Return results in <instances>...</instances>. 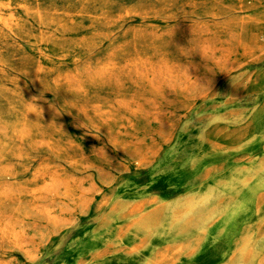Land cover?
<instances>
[{"label":"bare ground","instance_id":"bare-ground-1","mask_svg":"<svg viewBox=\"0 0 264 264\" xmlns=\"http://www.w3.org/2000/svg\"><path fill=\"white\" fill-rule=\"evenodd\" d=\"M237 1L233 7L236 11H249L252 15L231 19L229 26H236L234 30L219 26H208L207 31L201 25L185 27L176 15H168L165 23H175L172 30H164L159 26L150 27V31L128 28L123 36L127 38L131 35L133 42L122 48L116 47L110 38L108 56L98 61L97 74L95 78H88L89 81L95 87L106 82L121 89L123 85L114 83L118 78L128 81L136 75L134 82L139 91H147L152 99L147 103L122 97L118 108L105 110L100 107L101 104H97L94 112L77 114L95 124L102 133L108 134L111 143L128 155L126 163L115 165L106 147H94L87 156L58 141H44L46 128L52 125L51 113L36 110L29 100L23 102L22 116L10 126L11 132L4 135L7 141L0 154V264H13L14 251L24 254L32 262L40 257L43 246L35 245L28 237L29 229L39 231L37 224H32L30 219L41 221L48 232L59 233L73 226L77 213H89L95 192L101 191L95 182L87 186L90 176L85 174L92 170L111 187L107 196L98 200L96 209L100 212L108 207L114 210L115 216L127 220L118 223L113 236L114 239L123 240L127 247L118 256L119 260L127 264H193L213 241L228 237L231 245L223 259L215 264H264V154L257 156L254 149L258 146L257 142L264 141V65L257 66L254 74L243 82L228 80L227 91L233 100L240 99L236 103H241L235 105L229 115L224 105L214 103L220 93L217 88L219 77L215 76L212 66L203 64L208 58L205 56L208 44L218 41L221 42L223 55L214 59V64L221 69L224 77L240 69L244 63L254 64L264 60V27L257 30L264 25L262 0ZM19 4L27 13L41 18V9L33 7L29 0H20ZM218 4L214 6L219 7ZM106 5L103 4V7ZM3 6L0 0V36H3L2 27L13 30V20L1 13ZM88 6L91 5L87 4L85 8ZM224 12L220 9L212 12V16ZM63 14L67 22L52 18V22L62 29H67L69 22L84 15ZM139 14L143 22L150 21L143 12ZM104 17L98 20L109 24L108 13ZM250 23L255 24V29L248 33L244 29ZM117 29L124 28L118 26ZM45 46L48 48V54H44L47 63L68 59L77 64L80 59L78 54H61L55 46L50 47L47 43ZM168 48L175 49L177 55H169ZM152 51L157 55H153ZM188 52L197 54L202 58L201 61L194 63L193 59L187 57ZM120 57L125 59L124 68H120L117 61ZM21 72L30 77L37 88L42 87V67H37L33 72ZM55 73L56 95L60 96L63 85L68 86L75 97L88 95L87 87L83 79L79 80V75L76 77L60 70ZM243 83L247 85L241 92ZM173 94L190 100L192 106L197 101L200 107H211L212 111L206 114L204 124L199 126L201 130L192 126L189 120L194 118V112L186 117L185 122L182 121L179 131L177 126H171L164 119V106L170 103ZM135 105H138L136 109ZM121 110L143 123L158 122L163 129L160 132L162 141H128L120 132H115L113 129L129 130L134 127L127 118L124 119ZM232 121L240 127L232 129ZM181 131L188 137H197L203 143L210 142L208 151L204 145H199L200 154L190 155L187 164L182 165L186 174L200 168L195 174L198 175V189L184 192L179 182L173 180L174 177H168L170 173H176L169 170L166 173L159 172L157 178L143 182L141 190L132 192L136 194V199L128 200L131 194L126 191L122 194L118 188L121 184L117 186L118 174L125 179L131 173V165L136 170H144L163 163L165 147H171V150L179 148ZM0 136H3L1 131ZM9 143L19 144L13 155L20 159H31L25 143L32 149L45 143L55 154L61 155L72 169L85 176L78 178L48 162H43L35 169L27 166L18 171L8 159ZM228 148L234 152L245 151L246 154L239 156L233 165L219 162ZM153 172H158V169ZM156 187L161 192L151 194V189ZM113 219L112 215L104 213L100 231H87L80 235L83 237L75 242L74 247L77 254L75 264H88L92 259H100L108 251L112 245L108 233ZM88 236H91L90 239H83Z\"/></svg>","mask_w":264,"mask_h":264},{"label":"rangeland","instance_id":"rangeland-1","mask_svg":"<svg viewBox=\"0 0 264 264\" xmlns=\"http://www.w3.org/2000/svg\"><path fill=\"white\" fill-rule=\"evenodd\" d=\"M19 1L1 0L4 4L1 13L13 20V30L2 27L3 36H0V131L3 136L11 132L10 126L22 116L21 114L24 110L23 102L29 100L36 107V110H44L51 113L52 125L46 128V134L43 135L44 141L49 139L58 141L61 145L70 149H77L87 156L94 147H106L112 155V161L115 165L126 163L128 155L111 143L108 134L99 131L95 124L89 123L80 117L77 112H80L81 115L94 112V109H97V104H101L100 107L105 110L118 108V102L122 97L148 103L152 96L147 91H139L137 83L134 82L137 78L136 75H133V80L128 81L118 78L114 83L123 85L121 89H116L114 85L106 82H102L101 84L103 85L95 87L89 81L88 78H95L97 74L98 61L108 56L110 38H112L116 47L122 48L133 42L131 35L127 38L123 36V33L128 28L138 31H150V27L159 26L164 30H172L175 23L170 25L165 23V17L168 15H176L180 24L185 27L201 25L204 27V31L208 30V26L231 29L232 27L229 26L231 19H242L252 15L249 11H236L233 7L237 5V0H29L33 7L41 9V18H37L27 13L19 4ZM261 2V6H264V0ZM216 3H219V7L214 6ZM87 4L91 6L85 8ZM103 4H107L105 8ZM220 9L225 12L221 15L212 16V12H218ZM64 12L73 15L84 13V15L77 17L74 22H69L67 29H62L52 22V18L67 22ZM139 12H143L151 22H143ZM106 13H108L109 24L98 20L102 16L105 18L104 15ZM118 26H123L124 29H117ZM262 27L264 25L257 28V30L263 29ZM232 29H236V26ZM253 29H255V24L250 23L244 30L249 33ZM41 40L43 41L41 42ZM46 43L50 47L55 46L61 54H78L80 57L78 63L74 64L68 59L56 60L55 63L45 62L44 54H48ZM220 44V41L208 44L209 47L205 53L208 58L205 60L207 62L203 64L212 66L215 76L219 77L217 88L220 89V93L214 103L219 106L224 105L225 112L231 115L233 107L241 103H236L240 99L233 100L231 93L227 91L228 80L232 81L234 79L235 81L240 80L243 82V80L254 74L257 66L264 65V60L254 64L244 63L240 69L232 72L228 77H224L221 69L214 64V59H219L223 55ZM152 53L155 56L157 55L154 51ZM168 54L177 55V51L173 48H168ZM187 57L190 60L193 59L194 63L202 59L197 54L194 55L189 52ZM234 60L235 57L233 58ZM117 61L120 68L126 66L124 57L118 58ZM37 67H42L44 70L41 88H37L33 80L21 72V70L33 72ZM57 70L63 73H72L76 77L79 75V80L83 79L85 87H87L88 95L81 94L79 97H75L66 85H63L62 89H60V96L56 95L54 89L56 86L55 71ZM246 85L244 83L241 85V92ZM211 103L210 106L212 105ZM199 104L200 102L195 101L192 106L190 100L173 94L172 98H170V103L164 106V119L171 126H177V131H179L182 121L184 120L185 122L186 117L194 112V118H189V120L192 121V126L198 128L204 124L207 118L206 114L212 111L211 107H200ZM137 107L138 105L134 106L135 109ZM121 115L124 119L127 118V121L131 122L134 127L129 130L125 128L113 130L120 132L128 141L133 139L144 140L147 143H151L152 140L162 141L160 132L163 129L158 122L143 123L125 110H121ZM230 125L232 129L240 127L233 121ZM201 128L199 127L200 130ZM3 136H0V154L5 141H7L5 136ZM179 136L182 139L179 148L171 150V147H165L163 151L165 161L160 165L149 166L144 170H136L131 165V173L127 174L125 179H122L120 174H118L117 186L121 184L118 188L122 191V194L125 191L131 194L130 198H127L128 200L133 201L136 199L134 196L136 194H132V192L141 190L143 182L153 180L157 178L156 176L159 172L166 173L169 170H174L176 172L174 174H180L173 180L179 182L178 185L184 192L198 188L199 185L196 179L198 175L184 173L182 165L185 166L187 164V157L191 155L188 145H197L199 139L194 136L188 137L182 131ZM189 138H196V140L185 141L189 140ZM207 144L210 147V142L207 141ZM25 145L30 150L31 159L14 157L13 152L18 148L19 144L9 143L10 158L8 159L16 170L21 171L27 166L35 169L43 162H48L52 166L73 173L78 178L89 175L90 179L87 186L95 182L97 188L101 191L95 192V199L89 213H77L74 217L73 226L59 233H53L50 230L48 232V229L41 221L39 222L34 218L30 219L31 223L37 224L39 231L29 229L28 237L33 240L35 245L41 244L43 252L35 262H32L24 254L14 251L13 264H75L77 260V254L74 252L75 242L79 241L83 237L80 235L87 231L93 233L100 231V221L104 213L112 215V218H114L109 226L108 233L112 245L100 259H92L88 264H115V257L123 253L127 247L124 246L125 242L123 240H118L116 237L114 239L113 236L117 232L118 223H123L127 220L115 216L114 210L108 207L100 212L96 209L98 200L107 196L111 187L105 184L94 170L82 175L79 171L72 169L61 155L55 154L45 143H41L37 149H32L26 143ZM226 146L229 147L231 144ZM231 148L226 150L227 153L233 152L230 150ZM235 157L234 159L236 160L239 156ZM156 169H158V172H153ZM171 176L172 174L170 173L168 177ZM26 179L27 177L24 178V180ZM169 180L173 182L171 178ZM46 236L48 238H45ZM90 237L83 239L88 240Z\"/></svg>","mask_w":264,"mask_h":264},{"label":"crops","instance_id":"crops-1","mask_svg":"<svg viewBox=\"0 0 264 264\" xmlns=\"http://www.w3.org/2000/svg\"><path fill=\"white\" fill-rule=\"evenodd\" d=\"M194 140H196V138H189V140H185V141H194ZM256 144L258 146H256L254 148L255 152H256L255 154L257 156L263 155L264 154V148H263L264 141H261L260 143L257 142ZM199 145H204L205 150L208 151L207 147H209V145L207 144V142L203 143L199 140V143L197 145L195 144V145L189 146V149L191 150V155L195 156L197 154H200L199 148H198ZM259 150H260V152H259ZM244 154H246L245 151H237V152L233 151L231 153H225L221 158H219L218 161L228 163V165H230V164L233 165L234 162L236 161L234 159V157L237 155L241 156ZM199 169H195V172L194 173L191 172L189 175L196 174V172H198ZM178 175H180V174H172L171 177L175 178ZM160 192L161 191L158 187L154 188L153 190L151 189V194H159ZM230 245H231V242H229L228 237L221 238L217 241H213L211 243V245L209 246V248L206 249V251L204 253L200 254L199 259H196V261H194L193 264H215L216 262L221 261L223 259V257L226 255V252L228 251ZM118 256L115 257V259H114V260H116L115 264H127V262L119 260ZM184 264H188V263H184Z\"/></svg>","mask_w":264,"mask_h":264}]
</instances>
